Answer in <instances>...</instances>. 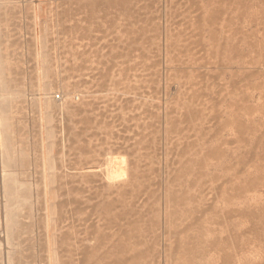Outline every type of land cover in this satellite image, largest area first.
Returning a JSON list of instances; mask_svg holds the SVG:
<instances>
[{
	"label": "rangeland",
	"instance_id": "374dc122",
	"mask_svg": "<svg viewBox=\"0 0 264 264\" xmlns=\"http://www.w3.org/2000/svg\"><path fill=\"white\" fill-rule=\"evenodd\" d=\"M0 264H264V0H0Z\"/></svg>",
	"mask_w": 264,
	"mask_h": 264
},
{
	"label": "built area",
	"instance_id": "2783aa9c",
	"mask_svg": "<svg viewBox=\"0 0 264 264\" xmlns=\"http://www.w3.org/2000/svg\"><path fill=\"white\" fill-rule=\"evenodd\" d=\"M57 97H60V95H58Z\"/></svg>",
	"mask_w": 264,
	"mask_h": 264
}]
</instances>
